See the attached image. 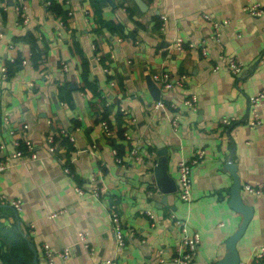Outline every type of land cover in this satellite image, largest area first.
Listing matches in <instances>:
<instances>
[{"label": "crops", "instance_id": "1", "mask_svg": "<svg viewBox=\"0 0 264 264\" xmlns=\"http://www.w3.org/2000/svg\"><path fill=\"white\" fill-rule=\"evenodd\" d=\"M246 3L51 0L46 5L44 0H0V144L4 146L0 157H9L8 166L0 171V264H8L4 259L17 232L34 245L37 264H47L44 244L53 251L70 247V257L55 256L54 264H102L106 259L114 264H152L176 253L179 230L171 214L187 218L189 232L200 233L190 264H212L224 256L226 239L242 219L228 204L233 177L224 167L227 161L236 165L242 198L253 207L237 242L239 264H258L254 250L264 243V194L243 186L264 182V123L254 127L247 123L249 97L264 90V15H249L243 10ZM201 13L227 20L218 43L208 40L210 26ZM161 15L166 16L165 28L158 30ZM60 20L65 24L62 30ZM27 33L38 38L42 53L37 62L31 44L24 40ZM177 38L183 41L181 49L173 46ZM201 43L206 45V56ZM227 55L243 62L238 75L228 69ZM16 59L20 63L3 75L2 66ZM61 61L67 71L61 69ZM163 72L173 81L182 74L186 78L164 90L153 78ZM150 81L160 89L163 108L154 107L157 99ZM192 93L198 97L195 109L182 103ZM172 101L179 110L169 106ZM120 107L127 113L122 114ZM258 108L264 119V101ZM104 114L113 128L110 137L102 130ZM174 115L176 129L171 122ZM225 116L236 122L222 124ZM124 131L130 133L129 139ZM51 133L57 147L49 155ZM15 139H29L37 158L11 157ZM159 149H165L168 173L177 184V163L204 151L192 170L189 202L180 199L177 190L162 199L154 178ZM66 165L70 174L64 172ZM93 175L103 188L99 198L91 195ZM3 195L21 199L20 209L4 202ZM111 201L118 205L125 235L119 252L108 217ZM81 231L87 233L93 252L79 242ZM30 255L28 264H33L31 251ZM7 258L16 264L13 255Z\"/></svg>", "mask_w": 264, "mask_h": 264}, {"label": "built area", "instance_id": "2", "mask_svg": "<svg viewBox=\"0 0 264 264\" xmlns=\"http://www.w3.org/2000/svg\"><path fill=\"white\" fill-rule=\"evenodd\" d=\"M46 5H50L51 0H44ZM243 10L246 11L249 15L253 16H261L264 15V0H247V3L243 6ZM70 14V12L68 13ZM201 17L209 23L210 26V33L208 34V40L211 43H218L220 41L221 37V31L226 24L227 20L223 19H217L213 17L210 13H201ZM161 23L158 30H163L165 28V21L166 16L161 15ZM60 27L59 30H62L65 28L64 21L60 20ZM264 29V26H263ZM181 38H177L174 42V47L176 49H181L183 46ZM190 47H193V43L188 44ZM201 52L204 56L207 55V48L205 43L200 44ZM13 60V59H11ZM25 60H22L21 63L25 64ZM226 64L228 69L232 72L234 75H238L242 69H243V62L238 59L234 55H227L226 56ZM216 67V66H215ZM61 69L63 71H67V65L65 62L61 61ZM2 74L6 75V67L2 66L1 68ZM154 80L160 81L161 88L164 90L172 89L175 85H180L181 82L186 78V75L182 74L180 79L177 81H173L169 75L168 72H163L161 74H154L153 75ZM264 101V90L257 91L254 95L250 96L248 99V111H249V118L247 120V123L250 127H254L258 124L264 123V119L261 118L259 114V105L261 102ZM183 105L186 108L195 109L197 107L198 103V97L196 94H189L186 96L183 101ZM105 105H108V102H105ZM165 106V102L162 101L160 98L157 99L154 102L155 108H163ZM169 106L178 109L179 107L176 102H170ZM119 111L122 114H126V110L124 107H120ZM5 122H8V117H3ZM221 123L225 125H232L236 122V118L233 116H225L221 118ZM173 128L176 129L177 127V115H174V117L171 120ZM101 126L104 133V136L110 137L113 134V128L110 126L107 119H101ZM13 133V130L10 131ZM61 133L66 135L70 141H74V137L70 134H67L65 130H61ZM124 138L129 139L130 133L127 131H124L123 133ZM48 146L46 148L48 154H52L57 147V143L55 140V136L53 133L49 134L47 136ZM13 144L15 146L14 152L11 153V157L15 158H22L25 157L26 154L32 159L37 158V152L35 150V146L29 139H15L13 141ZM96 144H93V147ZM3 144H0V153L3 149ZM112 152L114 154L115 160L117 162H121V158L117 155L116 149H112ZM132 154L136 153V149L132 148L131 150ZM204 155L203 150H198L194 155H192L188 159H182L177 163V171H178V184H177V193L185 202H189L191 200L192 195V170L193 168L201 161L202 157ZM4 157V156H3ZM8 160L9 157H0V171L4 170L8 166ZM64 172L67 174L71 173L70 167L66 165L64 168ZM91 181L93 183V187L91 190V195L95 196L96 198H99L103 188L97 183V178L95 175L91 177ZM244 189H246L249 192H254L256 194H264V182L259 183L257 185H251V184H245L243 186ZM75 190L79 193H83L84 191L80 187H75ZM151 192V191H150ZM3 201L8 203L10 206H12L15 210L20 209L21 207V199L14 198V199H6L5 195H3ZM146 215L150 218H154V214L151 210L145 211ZM56 213H51L50 216H54ZM108 217L110 220L111 228L113 230V235L115 238V249L117 252H119L122 247L125 245V235L123 232L122 223L120 220L118 205L116 202L111 201L108 205ZM173 224L178 228L179 230V245L176 249V253L174 255H171L168 258L158 257L152 264H165L168 261H171L175 264H190L194 256L196 255L198 251V247L200 245V233L197 231L189 232L188 225H187V218L177 217L174 214L170 215ZM153 225V221L151 222ZM78 240L79 242L83 243V246L88 249L89 251L93 252L94 249L89 245L87 240V233L85 231H81L78 234ZM43 252L47 259V264H54V257L60 256L63 259L69 258L70 253V247L66 246L63 249L59 251H53L47 244L43 245ZM264 261V243L259 244L255 247L254 250V262H262ZM102 264H114V260L106 259L102 262Z\"/></svg>", "mask_w": 264, "mask_h": 264}, {"label": "water", "instance_id": "3", "mask_svg": "<svg viewBox=\"0 0 264 264\" xmlns=\"http://www.w3.org/2000/svg\"><path fill=\"white\" fill-rule=\"evenodd\" d=\"M149 89L156 99L160 98V89L150 81ZM157 157V163L154 166V178L157 189L163 194L162 199L170 193H174L177 190V183L174 177H172L167 170V155L165 149H159ZM228 169L233 177L232 185L229 189V206L242 215L241 222L237 229L226 239V252L223 257L212 264H239L240 257L237 250V242L243 235L250 218L252 217L253 207L246 204L241 195L242 185L240 178L236 171V165L231 161H227L224 165ZM24 238L28 243V247L33 254V264H37V251L34 245L29 241L27 235L24 234Z\"/></svg>", "mask_w": 264, "mask_h": 264}, {"label": "trees", "instance_id": "4", "mask_svg": "<svg viewBox=\"0 0 264 264\" xmlns=\"http://www.w3.org/2000/svg\"><path fill=\"white\" fill-rule=\"evenodd\" d=\"M24 40H26L27 42L31 44V49L32 51H34L33 61L37 62V58L42 53L41 49H39V44L37 42L38 38L36 36L34 37L32 33H27L26 36L24 37ZM19 63H20V59H16V61H12V62L8 61L6 64L7 67L5 65L7 73L10 70V68L13 67V65H17ZM101 119H107L106 114H104V116H102ZM11 255L14 256L16 260V264L31 263V255L27 247L26 241L22 238V236L18 232H17L16 241L14 242V244H12V251H10L8 255L6 254L5 259H4L8 264H14L13 260L10 261L7 258V256H11ZM255 263H258V262H255Z\"/></svg>", "mask_w": 264, "mask_h": 264}]
</instances>
